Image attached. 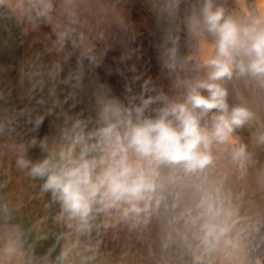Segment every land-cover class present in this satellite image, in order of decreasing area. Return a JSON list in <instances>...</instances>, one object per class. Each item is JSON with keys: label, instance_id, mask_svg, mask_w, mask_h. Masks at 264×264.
Listing matches in <instances>:
<instances>
[{"label": "clouds", "instance_id": "clouds-1", "mask_svg": "<svg viewBox=\"0 0 264 264\" xmlns=\"http://www.w3.org/2000/svg\"><path fill=\"white\" fill-rule=\"evenodd\" d=\"M0 264H264V0H0Z\"/></svg>", "mask_w": 264, "mask_h": 264}, {"label": "rangeland", "instance_id": "rangeland-1", "mask_svg": "<svg viewBox=\"0 0 264 264\" xmlns=\"http://www.w3.org/2000/svg\"><path fill=\"white\" fill-rule=\"evenodd\" d=\"M145 43L147 44V40H145ZM112 54H115V53H112ZM112 54H110V55H112ZM100 71H102L103 73H104V69H100ZM101 76H104L103 74H100ZM110 79V82L111 83H113V84H115L116 85V87L117 88H119L120 87V85H119V83L117 82V79L115 78V77H111V78H109Z\"/></svg>", "mask_w": 264, "mask_h": 264}, {"label": "water", "instance_id": "water-1", "mask_svg": "<svg viewBox=\"0 0 264 264\" xmlns=\"http://www.w3.org/2000/svg\"><path fill=\"white\" fill-rule=\"evenodd\" d=\"M98 71L100 72V74H103L104 75V73L102 71H100V70H98Z\"/></svg>", "mask_w": 264, "mask_h": 264}]
</instances>
